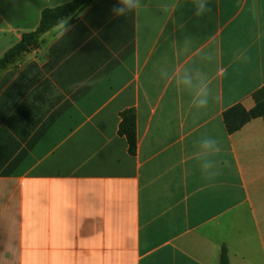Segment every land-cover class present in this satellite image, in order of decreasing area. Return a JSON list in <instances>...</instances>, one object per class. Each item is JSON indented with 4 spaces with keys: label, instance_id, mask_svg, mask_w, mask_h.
I'll list each match as a JSON object with an SVG mask.
<instances>
[{
    "label": "crops",
    "instance_id": "obj_1",
    "mask_svg": "<svg viewBox=\"0 0 264 264\" xmlns=\"http://www.w3.org/2000/svg\"><path fill=\"white\" fill-rule=\"evenodd\" d=\"M71 1L0 0V58ZM114 6L0 71V264H219L222 247L264 264V116L232 134L224 120L264 103V0H210L203 17L193 0ZM177 69L208 82L207 109Z\"/></svg>",
    "mask_w": 264,
    "mask_h": 264
},
{
    "label": "trees",
    "instance_id": "obj_2",
    "mask_svg": "<svg viewBox=\"0 0 264 264\" xmlns=\"http://www.w3.org/2000/svg\"><path fill=\"white\" fill-rule=\"evenodd\" d=\"M97 0H73L64 5L45 9L41 14V20L37 29L33 32L23 34L20 42L9 49L0 58V71L8 69L28 52L40 47L41 37L54 29L61 18L70 17V24L75 21L76 16L93 5ZM264 116V103H259L253 110L247 111L242 106H235L224 114L227 131L232 134L241 129L253 118ZM120 133L127 138L131 154L137 150L136 114L133 110L123 113L120 125ZM219 264H230L228 250L222 247Z\"/></svg>",
    "mask_w": 264,
    "mask_h": 264
},
{
    "label": "clouds",
    "instance_id": "obj_3",
    "mask_svg": "<svg viewBox=\"0 0 264 264\" xmlns=\"http://www.w3.org/2000/svg\"><path fill=\"white\" fill-rule=\"evenodd\" d=\"M141 6L142 0H116V6H114L111 11L115 16L123 17L127 16L129 13L138 11ZM193 7V15L195 17H203L205 14L212 11L210 0H193ZM54 27L57 32V39H60L65 33L70 31L73 26L70 24V17H68L61 18ZM208 59H211V57H208ZM176 76V83L185 86L192 92V105L198 110L207 109L213 96L211 89L208 86V82L202 77V75L199 73L193 74L188 69H183L181 74V69H177ZM201 147L205 150H212L217 153L221 150L218 147V141L215 139H203L201 141Z\"/></svg>",
    "mask_w": 264,
    "mask_h": 264
},
{
    "label": "rangeland",
    "instance_id": "obj_4",
    "mask_svg": "<svg viewBox=\"0 0 264 264\" xmlns=\"http://www.w3.org/2000/svg\"><path fill=\"white\" fill-rule=\"evenodd\" d=\"M23 61H24V56H22V57L18 60V62L14 63V64L12 65V67H13V68H16V67L22 66V65H23Z\"/></svg>",
    "mask_w": 264,
    "mask_h": 264
}]
</instances>
